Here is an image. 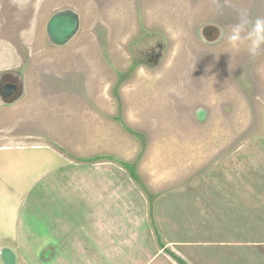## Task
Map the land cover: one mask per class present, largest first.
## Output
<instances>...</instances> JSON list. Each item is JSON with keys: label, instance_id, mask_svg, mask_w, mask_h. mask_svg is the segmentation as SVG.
<instances>
[{"label": "rangeland", "instance_id": "1", "mask_svg": "<svg viewBox=\"0 0 264 264\" xmlns=\"http://www.w3.org/2000/svg\"><path fill=\"white\" fill-rule=\"evenodd\" d=\"M63 8L81 29L58 47L46 26ZM242 10L264 17V0H0V73H22L32 111L13 134L69 156L43 147L30 165L38 181L50 171L35 264L62 258L60 239L42 253L60 217L67 264H264V53L226 39ZM209 23L220 40L204 38ZM100 154L113 158L81 160ZM120 161L136 162L153 198ZM0 208L10 223L12 203Z\"/></svg>", "mask_w": 264, "mask_h": 264}, {"label": "crops", "instance_id": "2", "mask_svg": "<svg viewBox=\"0 0 264 264\" xmlns=\"http://www.w3.org/2000/svg\"><path fill=\"white\" fill-rule=\"evenodd\" d=\"M3 72L4 71H1V73ZM25 101H28L26 91L24 96L18 99L13 98L12 100H6L4 96H0V200L5 199L12 203V209H6L7 214L11 217L10 220H8L10 223L6 221L0 222V232H4L3 230L7 231V235L0 236V264H5L1 257V250L4 247H10L14 250L17 256V264H35L32 256H36L37 253H40L35 242L37 243L38 239H42L44 234H40L41 231L35 229V221L32 222L31 219L32 217L35 218L34 212L37 207L36 201L38 199V193H36V190L40 189L43 193L47 190V181L50 171L47 174L41 175L39 181L35 179L30 165L36 166L35 154L37 150L48 147L50 150H53L54 154L57 156L63 157L65 155L66 163L69 160V156L66 152L53 146V144L50 141H46L47 139L44 137L31 135L29 132H22V130L19 134H13L15 131L19 132L18 123L21 122L20 120L26 118L30 112H32L31 105L24 103ZM6 127H8L9 131L4 133L3 128ZM16 158L19 159L18 162H16ZM68 167L69 165L66 164V173ZM58 170L60 173H63L62 166L56 167V171ZM44 179H46V182L42 183ZM66 183H61L59 186L61 191L67 188L68 185ZM42 197H44V194ZM2 210H5V208H0V212ZM62 213L63 207L61 201V214ZM43 217L44 216H38L35 220L40 222V220H43ZM39 222L38 224L41 227V223ZM59 222L60 227L51 222H47L49 227L46 229L45 235L56 237V244H44L42 246V253L45 251L46 254L49 248L53 250V246L56 248L60 246V243L59 245L57 244V241L60 239L63 245L59 248L62 249V255L60 254L62 258H56L55 263L67 264L63 257L69 253V226L61 217ZM13 238H15V241L12 243L10 239ZM42 241L40 244H43ZM96 241L95 239L92 240L93 250H98L99 243ZM78 244L77 247L79 250Z\"/></svg>", "mask_w": 264, "mask_h": 264}, {"label": "water", "instance_id": "3", "mask_svg": "<svg viewBox=\"0 0 264 264\" xmlns=\"http://www.w3.org/2000/svg\"><path fill=\"white\" fill-rule=\"evenodd\" d=\"M216 28V40L222 37V29L216 23H209L203 28L206 33L210 28ZM81 15L73 8H63L56 11L46 26L48 42L51 45L64 47L68 45L80 32ZM203 33V36H204ZM8 73H11L7 75ZM25 81L20 71L8 70L0 75V96L6 100L18 99L25 94ZM1 257L5 264H17V256L13 249L4 247Z\"/></svg>", "mask_w": 264, "mask_h": 264}, {"label": "clouds", "instance_id": "4", "mask_svg": "<svg viewBox=\"0 0 264 264\" xmlns=\"http://www.w3.org/2000/svg\"><path fill=\"white\" fill-rule=\"evenodd\" d=\"M226 39L232 49L244 47L252 57L264 53V17L252 19L246 11H240L238 21L229 26Z\"/></svg>", "mask_w": 264, "mask_h": 264}, {"label": "trees", "instance_id": "5", "mask_svg": "<svg viewBox=\"0 0 264 264\" xmlns=\"http://www.w3.org/2000/svg\"><path fill=\"white\" fill-rule=\"evenodd\" d=\"M132 131V130H130ZM133 134L139 136V137H142V140L143 139V134L142 133H139V132H135V131H132ZM105 158H108V159H112L113 156L112 155H104V154H100V155H96L94 157H88V158H81L82 161H85V162H97V161H100L102 159H105ZM122 163V165L129 171L130 175L132 176L133 180H135L138 185L149 195L151 196V198L154 197V194H152V192L150 191V189L147 187V185L144 183V181L142 180L141 178V175L139 174L138 172V169H137V164L136 162H130V161H120ZM154 214V213H153ZM153 219H152V224L154 225L155 227V232L157 233V236H158V240L160 242V245L164 248L165 247V244L162 243L161 241V233L159 231V227L157 225V222H156V219H155V214L152 215ZM173 255V254H172ZM175 256V258L180 262V264H186L184 262L183 259H181L180 257L176 256V255H173Z\"/></svg>", "mask_w": 264, "mask_h": 264}, {"label": "flooded vegetation", "instance_id": "6", "mask_svg": "<svg viewBox=\"0 0 264 264\" xmlns=\"http://www.w3.org/2000/svg\"><path fill=\"white\" fill-rule=\"evenodd\" d=\"M215 37H216V28H214V27L208 29V31L206 33H204V38H206L208 40L214 39ZM9 74H11V73H8L7 75H9Z\"/></svg>", "mask_w": 264, "mask_h": 264}]
</instances>
